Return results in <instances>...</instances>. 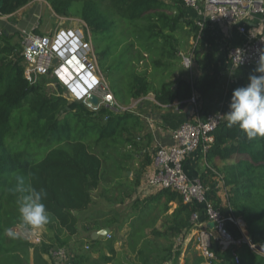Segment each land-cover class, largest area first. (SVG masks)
Segmentation results:
<instances>
[{
  "label": "trees",
  "instance_id": "obj_1",
  "mask_svg": "<svg viewBox=\"0 0 264 264\" xmlns=\"http://www.w3.org/2000/svg\"><path fill=\"white\" fill-rule=\"evenodd\" d=\"M0 15H9L32 0H1ZM57 15L77 17L88 27L96 65L122 110L99 107L91 110L81 102L68 101L60 91L47 93V79L29 82L24 76L21 45L16 32L0 30V264H49L52 248H66L78 234L76 213L86 211L92 192L98 188L121 204L134 193L141 173L151 163L150 134L129 104L152 94L167 105L185 103L198 92L202 98L222 78L218 46L212 32L186 18L182 0H45ZM184 48L187 49L184 52ZM184 52V53H183ZM182 54L191 57L184 67ZM196 64L201 73L183 71ZM248 80H245L243 86ZM61 90V89H59ZM196 99V98H195ZM213 143L198 158L208 165L199 180L206 197L223 215L241 217L251 242L264 245V139L248 140L225 119L213 131ZM132 171L133 175H127ZM24 175L47 196L50 212L44 238L31 243L21 235L4 236L18 223L16 196L10 189L17 175ZM226 187L223 204L209 177ZM210 180V181H209ZM208 185V186H207ZM171 203H176L169 212ZM193 203L182 202L170 189L135 199L127 220L121 248L137 264H166L173 245L160 228L169 222L177 231L192 227ZM82 229L109 227L118 222L117 212L91 211L82 219ZM161 221L158 226V222ZM226 228L234 238L241 230L232 222ZM149 230V233L147 232ZM164 239L166 243L160 240ZM95 254H80L73 264H113L118 251L112 237L90 239ZM185 264H201L202 257L190 249ZM212 264H264V255L240 240L227 249H215ZM235 256L237 261H235ZM54 258V257H53ZM55 260V258H54Z\"/></svg>",
  "mask_w": 264,
  "mask_h": 264
},
{
  "label": "built area",
  "instance_id": "obj_2",
  "mask_svg": "<svg viewBox=\"0 0 264 264\" xmlns=\"http://www.w3.org/2000/svg\"><path fill=\"white\" fill-rule=\"evenodd\" d=\"M182 4L194 9L202 6L205 16L197 21L200 27L224 25L242 35V40L228 50V62L232 67L255 69L258 66L260 56L264 54V0H182ZM256 14L262 16L260 26L257 30H249L246 20ZM80 21L83 27L58 29L51 35H40L33 30L21 32L19 42L25 78L31 83L40 77L50 78L59 83L61 95L68 101L81 102L91 110L101 106L114 111L125 109L117 103L107 81L98 72L88 27ZM182 64L189 68L191 57L182 54ZM91 93L99 98L95 108L86 103ZM189 100L196 102L194 96ZM223 119L222 112H210L204 120L187 121L177 127L172 133L174 144L154 152V173L146 180L150 188L170 189L180 196L182 202L196 205L190 216L192 229L189 241L202 257L201 264H212L216 258V247L224 250L237 245L240 240L261 253L249 237L234 238L226 228V222L230 221L240 229L244 220L231 214L223 215L207 199L202 182L198 178L190 179L183 169L187 155L199 148L205 151L210 147L214 140L213 131ZM30 235L34 243L41 240L35 230L30 231ZM106 236L110 237V232ZM52 255L56 264H73L70 252L64 247L54 249ZM235 261L238 262L236 256Z\"/></svg>",
  "mask_w": 264,
  "mask_h": 264
},
{
  "label": "crops",
  "instance_id": "obj_3",
  "mask_svg": "<svg viewBox=\"0 0 264 264\" xmlns=\"http://www.w3.org/2000/svg\"><path fill=\"white\" fill-rule=\"evenodd\" d=\"M36 2H43L50 14L57 18L54 21V26L51 29L49 28L39 30L40 22L38 20L33 21L36 11ZM182 11L186 18L192 19L195 22L203 19L205 16L201 5L197 9L182 5ZM64 17L65 16L63 15H57L52 10L49 3L45 0L29 1L27 4L15 10L13 13L1 16V18L4 19L8 18V20L3 23L4 28L10 31V33L16 32L18 34V40L22 31L33 30L40 35H51L58 29L72 27V23L64 20ZM261 20L262 16L258 14L253 15L246 20V26L249 30H257L260 26ZM206 27L212 32L218 46V61L222 69V78L219 84L210 92H208L205 98H202L198 92H194V97L196 98L195 103L187 100L184 104L175 102L172 104L163 105L156 102L152 97V94H148L133 100L128 106L129 110L140 116L144 125L143 131L149 133L151 139L150 146L148 147L151 163L147 165L141 173L135 172V176L138 177L139 183L134 191L135 193H133L136 194L138 192L137 195H134V198H143L148 196V193L142 194L141 191L150 188L146 183V179L154 173V164L152 162L153 154L160 147L174 144V139L172 137L173 131L184 122L204 120L206 115L210 112H226L228 110V102L232 91L235 88L240 87L244 78L249 77L250 75V73H244V68L232 67L228 62V57L226 59L225 56L226 47L228 46V48H230L231 46L237 44L240 40H242V35L236 33L234 29L224 25L207 24ZM246 69L248 72L253 70L250 67H247ZM200 73L201 70L198 66L197 68H194L195 76L199 75ZM198 155L199 154L197 151L192 152L186 156L183 162V169L190 179H199V174L201 171L206 173V169L208 168V165L205 163L204 159L198 158ZM127 175L131 176L133 175V172L128 171ZM209 179L212 180V182L209 180L210 183L208 185L212 186L216 190L218 195L221 197L223 204H225L226 187H224L223 182L215 176H211ZM154 190L155 191L149 195L155 194L157 190ZM175 206L176 203H171L169 212H172ZM202 217L203 213L200 211L199 218L202 220ZM160 223L161 221H159L157 225L159 226ZM147 232L149 233V230H147ZM242 234L243 236L248 237L246 231L245 234L242 231ZM190 236L191 230L189 232L188 240Z\"/></svg>",
  "mask_w": 264,
  "mask_h": 264
},
{
  "label": "rangeland",
  "instance_id": "obj_4",
  "mask_svg": "<svg viewBox=\"0 0 264 264\" xmlns=\"http://www.w3.org/2000/svg\"><path fill=\"white\" fill-rule=\"evenodd\" d=\"M38 11H39V13H38ZM1 16H3V15H0V30H2V28L4 26L3 23H5L6 20H8V18L4 19V18H1ZM56 19L57 18L55 16L50 14L49 10L46 8V5L43 2H40V3L36 2V11H35L33 21L38 20L40 22V29L39 30H44V29H49V28L51 29L54 26V23H55L54 21ZM64 20H66L69 23H72V27H77L79 25H82V27H83V24L80 21L81 19H79L77 17H66L65 16ZM84 30H85V28H84ZM88 31H89V29H88ZM19 39H20V37H19ZM89 39L92 43L90 31H89ZM14 41H19L18 36L14 35ZM186 50L187 49L184 48V52ZM228 50H229V48L227 46L225 49L226 59L228 56ZM93 55H94V59L96 62L95 54L93 53ZM221 55H222V52H221ZM181 62H182V60H181ZM194 68H197L196 64H193L192 69H190V70L188 69V71L182 70L183 76H187L188 73H190L194 77L195 76ZM241 68L245 69L244 73H247V74L250 73V75L257 74L254 72V69L251 70V72L250 71L248 72V70L246 69L247 68L246 66H242ZM98 72H100L99 69H98ZM245 80H248V77L244 78L243 83ZM243 83L241 86H243ZM59 89H61V90H59ZM45 90L47 93H50L51 91H57V90L61 92L62 87L56 81H53L52 79L47 78V84L45 86ZM154 191H155L154 189L148 188L147 190L145 189L144 191H141V192H142V194L148 193V195H149V194H152ZM137 193L136 194H133V193L130 194L129 196H127L125 198L123 203L118 204V203H114L110 199L111 198L110 195L104 194L100 188L94 190L92 192V195H91L92 200H91V204H90L89 208L84 212H80V213L76 214L77 218L79 219L78 220L79 230H78V234L76 236H74L72 241H71L72 246H73V249L71 250V257L77 259L81 253L82 254L93 253V255H94L95 254L94 251L97 250V248L91 247V246L89 248L87 247V245L90 244L89 243L90 239H101L103 241V240H105V238H107L106 235L105 236L98 235L97 237H94V233L100 229H103L104 227L95 229L89 225L85 229H82V223H81L82 220L81 219L91 211H96V210H100L102 212L114 211V212H117L118 222L112 223L108 227L110 229L112 237H114L116 240L115 248L118 251L117 257H116L113 264H137L134 262L133 256L130 253H128L127 250L121 248V244L124 241V238H125V235H126L127 229H128L127 228V220H128L129 215H131V213H132L131 204L135 199H141L138 197L134 198V195H137ZM170 226H171V224L169 222H167L165 224L163 223L162 227L160 228L162 233L164 235H166L165 237L167 239V242L172 243L173 249H174L172 251V255L166 261V264H185L186 260L190 257V252L186 253V248H187L188 243H189L188 237H189L190 229L192 227H190V229H188V230L183 229L181 231H177L173 228H170ZM240 229L245 234V231H244L245 226H244V228L240 227ZM35 231H36V233H38V235L41 239L44 238V233H45L44 228L35 229ZM22 235L24 237H26L31 243H34V242H32L33 240H32V237L30 235V232L24 233ZM160 241L162 243H166L164 241V239H162ZM54 249L55 248H52L51 252ZM191 250H193L192 244L190 245V249L188 251H191ZM53 257L54 256L52 254H49L46 257L49 264H56Z\"/></svg>",
  "mask_w": 264,
  "mask_h": 264
},
{
  "label": "clouds",
  "instance_id": "obj_5",
  "mask_svg": "<svg viewBox=\"0 0 264 264\" xmlns=\"http://www.w3.org/2000/svg\"><path fill=\"white\" fill-rule=\"evenodd\" d=\"M257 74L249 75L246 85L235 88L222 113L228 127H237L248 140L264 139V54H261ZM10 189L16 196L18 223L4 230V236L17 239L22 234L43 228L50 222V212L43 202L47 192L33 187L24 175H17Z\"/></svg>",
  "mask_w": 264,
  "mask_h": 264
},
{
  "label": "water",
  "instance_id": "obj_6",
  "mask_svg": "<svg viewBox=\"0 0 264 264\" xmlns=\"http://www.w3.org/2000/svg\"><path fill=\"white\" fill-rule=\"evenodd\" d=\"M1 0H0V6H1ZM99 102V98L97 95L91 93L88 98L86 99V103L89 104L91 107H97ZM128 173V172H127ZM211 226V225H210ZM110 232V229L108 227H104L103 229H100L94 233V237H97L98 235L105 236L107 233ZM256 249L264 254V245L263 244H257Z\"/></svg>",
  "mask_w": 264,
  "mask_h": 264
},
{
  "label": "bare ground",
  "instance_id": "obj_7",
  "mask_svg": "<svg viewBox=\"0 0 264 264\" xmlns=\"http://www.w3.org/2000/svg\"><path fill=\"white\" fill-rule=\"evenodd\" d=\"M241 227H242V228H244V225H243V224H241Z\"/></svg>",
  "mask_w": 264,
  "mask_h": 264
}]
</instances>
